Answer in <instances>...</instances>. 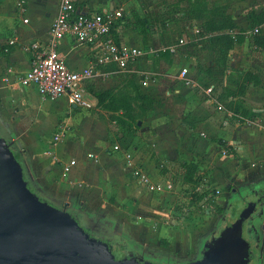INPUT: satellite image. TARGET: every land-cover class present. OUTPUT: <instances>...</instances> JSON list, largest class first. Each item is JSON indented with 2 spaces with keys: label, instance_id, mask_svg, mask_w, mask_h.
<instances>
[{
  "label": "crops",
  "instance_id": "crops-1",
  "mask_svg": "<svg viewBox=\"0 0 264 264\" xmlns=\"http://www.w3.org/2000/svg\"><path fill=\"white\" fill-rule=\"evenodd\" d=\"M19 1L15 0L7 9L9 20L0 21V131L10 139L31 182L45 195L71 204L78 200L87 218L98 224L111 222L115 227L124 228L122 231L134 242L161 244L164 241L166 245L158 247L169 258L176 259L195 251L200 234L196 232V235L173 216L175 210L171 202L176 194L170 189L174 183L171 174L166 180L160 173L156 159L194 164L199 178L204 176L206 190H209L206 193L216 195L218 202L226 198L231 185H242L241 190L247 193L258 186L264 192V92L252 95L260 91L255 86L264 85V51L261 58H248L241 53L229 61L236 74V71L251 72L261 83L248 84L246 95L230 94L226 101L220 100V95L192 91L173 75H168L167 83H172L174 92L179 95H163L164 112L148 107L141 124L137 123L133 142L124 147L118 145L119 149L114 150L116 144L109 146L106 124L96 114L99 109L96 88L92 86L87 90L85 87L87 81L97 87L101 78L110 75L108 67L114 65L96 64L93 48L66 36L58 42L57 48L67 65L73 70L93 66V76L84 82L83 97L89 106L69 105L66 97L44 98L34 85H23L20 78L30 67V44L48 39L59 0H21L23 7L18 6ZM75 2L81 9L92 10H123L120 4L131 6L125 0ZM135 10L142 17L139 8ZM229 14L233 20H240V14L228 10ZM131 16V11L124 13L115 38L125 45L140 47L142 38L134 25L124 28ZM236 25L245 26L240 22ZM194 30L199 32L197 27ZM11 39H15V44H9ZM240 41L241 44H234L235 49L247 46V38ZM165 50L159 51L156 58ZM172 51L164 56L171 55ZM152 64V60H148L147 66ZM138 66L144 68L142 63ZM45 100L64 103L57 109L58 113L49 116L44 112ZM238 101L249 111L260 112L250 120H241L228 108L229 103ZM59 126L64 133L56 140ZM71 160H75V164L65 173L63 167ZM134 167H140L160 187L149 190L136 182L132 178ZM163 179L172 183L170 188H166ZM141 187L148 192V198L140 196ZM157 209L167 215V221L155 213ZM255 223L259 239L252 242L253 258L258 264H264V216Z\"/></svg>",
  "mask_w": 264,
  "mask_h": 264
},
{
  "label": "rangeland",
  "instance_id": "rangeland-1",
  "mask_svg": "<svg viewBox=\"0 0 264 264\" xmlns=\"http://www.w3.org/2000/svg\"><path fill=\"white\" fill-rule=\"evenodd\" d=\"M14 1L0 0L1 22L9 20L10 14L7 13V9L11 8ZM126 1L131 3V6L120 4V7L123 8V13L131 11L132 16L131 21L124 24V28L134 25L142 38V45L140 47L134 46L143 51L133 65L135 72L126 73L114 66H109L110 75L101 78L97 87L92 81L85 83L87 90L92 86H94V89L96 88L95 96L97 99V95H100V100H98L99 109L96 110V114L106 124L110 147L115 144L124 147L132 143L138 131L137 127L135 128L132 125L134 119L139 121L144 119L148 107H154L164 112L162 109L164 106V102H162L164 100L163 95H179L174 92L172 83H167L168 75H173L179 83L190 87L192 91H201L204 95H220V100L226 101L228 99L227 95L231 93L238 95L242 84L241 78L234 72L229 61L241 53H244V56L248 58L251 56L261 58L264 51L261 44L264 40V0H202L205 11L200 21L195 16L194 7L196 5L191 0ZM216 7H224L226 14H228V10L240 14L239 21L232 19L233 22L235 21V27L229 31L231 34H235L233 37L238 40V44H241L239 40L248 39L247 46L241 48V50L235 49V42L227 52L225 59L221 56L219 50L213 49V46L207 40L209 35L218 32L210 31L206 26V20L209 16L208 10ZM135 8H139L142 17L138 16ZM238 22L245 25V28L237 26ZM194 27L199 28V32H196ZM226 31L220 30V32ZM184 39H187V41ZM165 48L173 50V53L169 56L161 55L156 58L157 53ZM222 59H224V62ZM148 60L153 62L149 67L147 66ZM139 63L143 64V69H139ZM178 69L180 71H177ZM183 69H186L185 74L182 71ZM255 88L256 90L259 89L260 91H257L260 93L256 92L252 95H261L264 92V85H258ZM247 90L245 89V92ZM151 95L158 96L152 98ZM35 96L39 100L36 92ZM43 103L44 112L51 116L58 113L57 109H61L64 102L45 100ZM167 164L170 173L165 174L164 178L167 180V175L171 174V182L174 183V186L170 191L176 194L171 202V208L175 210L173 216L182 225L185 223L188 229L200 234L199 244L191 254L171 259L168 254L162 252L158 247L159 245L165 246L164 241H161V244H157L158 241L156 243L151 242V244L134 242L129 235L122 231L124 228L115 227L114 223L104 222L98 224L87 218L84 213V216L81 214L77 218H80L81 223L86 222L93 229H97L95 230L96 234L103 233L117 238L130 249L139 252L147 260L154 263H183L201 257L204 241L217 236L227 224L237 217L245 205L242 197L247 193L241 190L242 185H234L232 190L227 193L226 198L218 202L216 195L207 194L209 190H206L204 176L202 175L203 177L199 178L194 164L181 162H167ZM189 178L194 182L193 186L185 183V179ZM139 189L142 190V194H140L142 198L149 197L144 188ZM240 196L242 197L240 198ZM46 198L57 205H62L65 202L50 195H46ZM77 201H74L75 206L82 209V204ZM155 213L162 219L168 220L167 215L161 212L160 209H157ZM80 226L82 225L80 224ZM245 226L246 224L243 226L242 235L246 240H250ZM251 250L254 252L253 245H251ZM116 251L118 256L122 255L119 249H116ZM249 264H258V261L256 258H252Z\"/></svg>",
  "mask_w": 264,
  "mask_h": 264
},
{
  "label": "water",
  "instance_id": "water-1",
  "mask_svg": "<svg viewBox=\"0 0 264 264\" xmlns=\"http://www.w3.org/2000/svg\"><path fill=\"white\" fill-rule=\"evenodd\" d=\"M23 168L0 136V264H161L142 258L117 260L107 244L101 249L91 245L85 228L65 207L29 188ZM263 213L264 198L249 201L217 236L204 241L201 257L172 264H249L254 252L251 240L242 235L243 226L258 241L259 231L250 219Z\"/></svg>",
  "mask_w": 264,
  "mask_h": 264
},
{
  "label": "built area",
  "instance_id": "built-area-1",
  "mask_svg": "<svg viewBox=\"0 0 264 264\" xmlns=\"http://www.w3.org/2000/svg\"><path fill=\"white\" fill-rule=\"evenodd\" d=\"M18 6L23 7V3L20 2ZM123 17L124 13L120 8L81 9L75 0H59L48 39L30 44L32 48L30 67L20 78V82L23 85H34L44 98L66 97L69 105L78 108L88 107L89 104L83 97L84 82L93 76V66L82 70L71 69L59 55L58 42L67 36L76 43L93 48L96 64L114 65L122 72L133 73L135 72L133 65L143 51L116 40L115 31ZM23 21L27 22V19ZM9 44H15V39L9 40ZM182 71L185 74L186 69ZM63 133V127L59 126L55 139H59ZM113 149L118 150L119 146L115 145ZM74 164L75 160H71L63 167L64 172L67 173ZM132 178L149 190L160 187L158 183L151 181L140 167L132 168ZM165 186L170 188L171 182L168 181Z\"/></svg>",
  "mask_w": 264,
  "mask_h": 264
},
{
  "label": "trees",
  "instance_id": "trees-1",
  "mask_svg": "<svg viewBox=\"0 0 264 264\" xmlns=\"http://www.w3.org/2000/svg\"><path fill=\"white\" fill-rule=\"evenodd\" d=\"M193 3H195V13H196V18H198V20L200 21L203 18V13L205 11V7L203 6V1L202 0H191ZM209 16H208V20H206V26L207 29L210 31H218L212 35H209L207 37L208 42L211 43V45L213 46V49L215 50H219L221 56H223V58L225 59L227 52L232 48L233 44L235 42H238V40H236L233 36L235 34H231L229 30H233V28L235 27L234 22L232 20V18L225 13V8L224 7H216V8H212L208 10ZM220 30H227L226 32H220ZM240 41V40H239ZM262 46L264 47V40L261 42ZM221 48V49H220ZM170 50H165L164 52L160 53L161 55H167L169 53ZM224 59L223 62H224ZM237 75L241 78L242 84L240 85V89L238 92V95H243L245 93V89L246 86L248 84H260V80L259 78L254 75L251 72H242V71H236ZM131 81V80H130ZM231 95L235 96L234 93H231ZM98 100H100V95H97ZM228 108L233 112V114L235 116H239L238 118L241 120H245V119H251V117L257 113H259V110H251L248 111L243 105L242 102H231L228 104ZM248 113V115H247ZM139 120L134 119L132 125H134L133 127L136 128L137 123ZM0 135L4 136L6 138V141L9 143L10 148L13 150V147L10 144V139L5 136L6 134L2 131H0ZM16 158L21 162V159L19 157V155L17 153H15ZM156 165L157 167H159L160 169V173L162 175H165L169 172V168H168V164H167V160H159L156 159ZM24 170V179L26 180V182L29 185V188L36 192V193H42L44 194L39 188H37L30 180L27 171L25 170V168H23ZM185 183L188 184L189 186H193L194 182L191 181V179H185ZM231 187H233V185H231ZM45 195V194H44ZM234 214V212H233Z\"/></svg>",
  "mask_w": 264,
  "mask_h": 264
},
{
  "label": "flooded vegetation",
  "instance_id": "flooded-vegetation-1",
  "mask_svg": "<svg viewBox=\"0 0 264 264\" xmlns=\"http://www.w3.org/2000/svg\"><path fill=\"white\" fill-rule=\"evenodd\" d=\"M260 190H261L260 187L256 186L253 189H251V191H248V193L246 191L247 194H245L244 197L240 196V198L242 197V199L245 198L244 199V203H245L244 207L247 205V203L249 201L263 200L264 192H261ZM57 206L60 208L65 207V210L70 212L72 214V216H74L78 220L79 225L81 224L83 226V228H85V231L89 234L88 239L93 241L91 243V245H94V246L98 247L99 249H101L103 246H105V244H107V246H109V248L111 249L114 258L117 260H120L122 258H128L130 260L135 259L136 261H139L141 258L143 260L147 259L144 256H142L139 252H136V251H133L132 249H130L124 242H120L119 239L104 235L103 233L96 234L95 230H97V229H93L86 222H84V224L81 223L80 218H77V216L80 214L83 215V213L81 212L80 208L75 206V204H71L69 202H64L62 205H57ZM255 215L256 214H253L251 219L249 218L252 222L258 221L259 219L263 220L264 214H260L258 217ZM249 219H247L245 222L247 223V221ZM247 233H248V237L250 238L251 242H257L255 234L252 232L251 229ZM116 249H119L122 252L121 256L117 255Z\"/></svg>",
  "mask_w": 264,
  "mask_h": 264
}]
</instances>
